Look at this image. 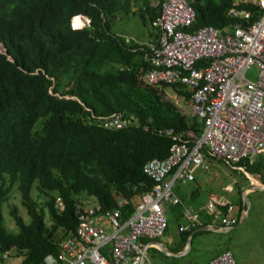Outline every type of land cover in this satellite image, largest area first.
<instances>
[{
    "label": "trees",
    "instance_id": "16d2710c",
    "mask_svg": "<svg viewBox=\"0 0 264 264\" xmlns=\"http://www.w3.org/2000/svg\"><path fill=\"white\" fill-rule=\"evenodd\" d=\"M193 5L190 30L205 24L230 30V23L247 24L261 13L253 1L237 4L251 10L248 20L227 14L233 0ZM118 11L139 12L149 23L158 14L151 0H0V260L11 254L22 257L17 264H44L45 255L57 252L74 232L80 192L94 196L103 209L137 197L154 184L144 163L168 155L172 143L155 129L201 131V119L182 112L165 88L185 101L188 90L143 80L150 66L139 47L145 40L111 30ZM78 14L89 23L72 27ZM116 111L133 115L138 124L109 128L95 117ZM246 168L264 183V152L246 161ZM14 187L30 217L25 221L12 206L16 232L6 228L2 212ZM33 187L46 197L43 204L32 197ZM191 199L197 200V189ZM133 209L129 202L125 214ZM183 232L186 238L192 230Z\"/></svg>",
    "mask_w": 264,
    "mask_h": 264
},
{
    "label": "built area",
    "instance_id": "2783aa9c",
    "mask_svg": "<svg viewBox=\"0 0 264 264\" xmlns=\"http://www.w3.org/2000/svg\"><path fill=\"white\" fill-rule=\"evenodd\" d=\"M193 1L152 0L151 5L158 9L150 22L154 35L139 47L150 65L143 80L188 90L191 116L201 119V131H177L173 126L155 129L170 137L172 143L168 155L154 156L143 165L153 186L135 198L119 199L113 208L103 209L97 200L90 204L87 198L82 199L74 232L61 240L57 252L45 255L44 264H149L139 239L164 234L168 225L166 204L181 202L173 191L175 182L194 180L199 167L208 170L205 155L221 158L250 177L246 161L254 162L264 152V0H233L227 10L230 16L248 20L251 10L237 6L246 1H253L261 13L247 24L232 22L225 31L212 24L188 29L195 20ZM82 16L89 23L90 19ZM253 66L256 77L249 78L246 71ZM175 95L177 104L178 96L185 101L182 95ZM95 117L109 128L138 124L136 117L120 111ZM129 202L134 209L126 215L124 208ZM200 211L207 216V225L219 230L237 221L236 205L212 193L203 205L184 208L186 221L179 222V229L201 225ZM208 264L237 262L226 249Z\"/></svg>",
    "mask_w": 264,
    "mask_h": 264
},
{
    "label": "rangeland",
    "instance_id": "374dc122",
    "mask_svg": "<svg viewBox=\"0 0 264 264\" xmlns=\"http://www.w3.org/2000/svg\"><path fill=\"white\" fill-rule=\"evenodd\" d=\"M152 1V0H151ZM82 16V15H79ZM77 17V16H76ZM75 17V18H76ZM74 18V17H73ZM72 19L76 25V19ZM85 18L82 16L78 19L81 24L76 27L85 25ZM111 30L118 34H123L131 41L146 40L149 38L148 32L151 31L149 22H144L139 12L125 13L118 11L113 17ZM132 38L134 40H132ZM0 48L5 50L4 45L0 42ZM246 76L255 78V67L246 71ZM167 97L175 99L177 96L170 88H165ZM179 108L189 117L191 116L192 105L188 101H183L180 96ZM205 162L208 170L203 167L196 169V178L187 182L177 180L173 187V191L181 198L182 202H193L191 194L197 189V199L204 200L211 193L217 194L218 197L227 201H232L236 206L244 201L248 216L246 220L234 226L240 221L241 216L227 230L203 229L190 236L191 251L184 256L175 257L164 253L160 247H148L147 256L150 264H193L192 258L196 257L200 262L208 253L209 249H215L220 252L229 249L233 253L237 264H264V187L250 189L246 196L243 195V188L249 185L248 177L240 170L233 168L229 163L221 158L208 157L205 155ZM253 181L260 179L259 175H250ZM254 177V178H253ZM256 183V182H255ZM32 197L41 205L44 203L45 196L38 195L35 187L32 190ZM78 198H87L89 203L96 201L92 195H87L84 191L77 195ZM17 206L18 212L23 216L25 221L29 220V215L25 205L22 203L19 190L14 187L7 201L2 205L3 222L9 231L16 232L17 225L10 214L12 206ZM168 225L163 236L155 238L164 244L172 245L174 242L182 241L180 239L179 222L186 221L181 216L182 205L167 203ZM46 222L51 223L49 214L46 212ZM198 233H204L197 236ZM61 231H58V235ZM188 240V236L184 238ZM202 239L203 247L197 249V243ZM148 239L147 241H149ZM22 259L21 256L8 254L0 260V264H17Z\"/></svg>",
    "mask_w": 264,
    "mask_h": 264
},
{
    "label": "crops",
    "instance_id": "0c3cea01",
    "mask_svg": "<svg viewBox=\"0 0 264 264\" xmlns=\"http://www.w3.org/2000/svg\"><path fill=\"white\" fill-rule=\"evenodd\" d=\"M151 36H149V38H150ZM148 38V39H149ZM147 40V39H146ZM248 174H249V176H250V174L251 175H253L254 176V174H257V175H259V173H251V172H248ZM259 177H260V175H259ZM196 178V177H195ZM254 178V177H253ZM248 179H249V182H254L253 181V179L251 178V176L250 177H248ZM252 179V180H251ZM260 180V179H259ZM261 181V180H260ZM255 183V182H254ZM264 183L261 181V185H263ZM250 190V189H249ZM248 190V191H249ZM212 193L210 192L208 195H207V197L202 201V200H196V201H193V202H191V201H189V202H183L182 204V212H181V216H182V213H183V210H184V208L185 207H193V208H196V207H198L199 205H203L206 201H207V199L210 197V195H211ZM243 195H244V197L246 196L245 194H244V191H243ZM181 202H182V200H181ZM196 202V203H195ZM232 202V201H231ZM200 213H201V216H202V220H203V223L201 224V225H198V226H196L195 228H193L192 229V233L193 234H195L196 232H198V231H200V230H203V229H200V230H196L198 227H200V226H202V225H207V216L206 215H204L203 214V211H200ZM234 215L236 216V218H237V220H238V218L241 216V219H243V222L246 220V218H247V216H248V213H247V210H246V208H245V205H242V207L239 209V205L238 206H236V211L234 212ZM182 218H184L183 216H182ZM240 219V220H241ZM182 222H185V221H182ZM242 222V223H243ZM238 223V222H237ZM236 223V224H237ZM179 228V227H178ZM229 228H231V227H229ZM228 228V229H229ZM166 229H167V227H166ZM209 229H212V230H219V229H216V228H213V227H210ZM206 230H208V229H206ZM227 230V229H226ZM179 234H180V239L182 240V241H180V242H174V243H172V245H169V247H168V245H166V244H164L163 242H161V241H156V240H154L155 238H148V237H141L140 239H139V241L140 242H142V245H143V248H145V252H146V255H147V248L148 247H160L161 249H163V251H164V253H166L167 255H171V256H175V257H181V256H184V255H186L187 253H190V251H191V246H190V244H189V238H190V236H191V234L192 233H190L189 235H188V240L186 241L185 239H184V232L182 231V230H180L179 229ZM165 233V232H164ZM192 234V236L191 237H193L194 235ZM204 233H198L197 234V236H202ZM164 235V234H163ZM162 235V236H163ZM161 237V236H160ZM158 238V237H157ZM148 239H150L149 241H147ZM203 243H202V239H200V241H199V243H197V249H200V248H202L203 247V245H202ZM231 251V250H230ZM217 253H219L218 251H216L215 249H209V251H208V253L206 254V256L200 261V262H198L197 261V258L196 257H193L192 258V262H193V264H208V262H209V260L213 257V256H215ZM147 259H148V262H149V264H150V261H149V258H148V256H147Z\"/></svg>",
    "mask_w": 264,
    "mask_h": 264
},
{
    "label": "water",
    "instance_id": "95a60500",
    "mask_svg": "<svg viewBox=\"0 0 264 264\" xmlns=\"http://www.w3.org/2000/svg\"><path fill=\"white\" fill-rule=\"evenodd\" d=\"M2 43V42H1ZM3 44V43H2ZM0 50H2L0 48ZM264 187V184L263 185H260V184H256L254 182H249V185H247L246 187L243 188V191H244V194L246 195V193L248 192L249 189H253V188H263ZM243 222V219H241L237 224H235L234 226H237L239 224H241ZM233 226V225H232ZM230 226V227H232ZM210 226L209 225H202L200 227H198L196 230H200V229H209ZM189 244H190V241H189Z\"/></svg>",
    "mask_w": 264,
    "mask_h": 264
},
{
    "label": "bare ground",
    "instance_id": "6f19581e",
    "mask_svg": "<svg viewBox=\"0 0 264 264\" xmlns=\"http://www.w3.org/2000/svg\"><path fill=\"white\" fill-rule=\"evenodd\" d=\"M79 18H80V17H79ZM79 18H78V19H79ZM78 19L76 20V25L79 26V25H81V24L78 23ZM250 175H251V174H250ZM255 182H256V184H260V185H261V181H260L259 179H256V178H255Z\"/></svg>",
    "mask_w": 264,
    "mask_h": 264
},
{
    "label": "clouds",
    "instance_id": "9594fccd",
    "mask_svg": "<svg viewBox=\"0 0 264 264\" xmlns=\"http://www.w3.org/2000/svg\"><path fill=\"white\" fill-rule=\"evenodd\" d=\"M78 15H84V14H78ZM78 15H77V16H78ZM75 16H76V15H75ZM75 16H74V17H75ZM84 16H87V15H84ZM81 17H82V16H81ZM73 23H74V21L72 22V24H73ZM85 24H86V23H85ZM82 26H83V25H82ZM72 27H76V25H75V26H72ZM80 27H81V26H80Z\"/></svg>",
    "mask_w": 264,
    "mask_h": 264
}]
</instances>
